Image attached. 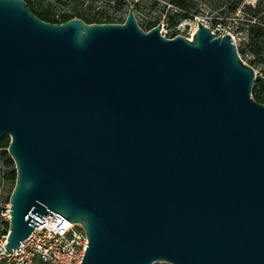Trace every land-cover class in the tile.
Wrapping results in <instances>:
<instances>
[{"label": "water", "instance_id": "water-1", "mask_svg": "<svg viewBox=\"0 0 264 264\" xmlns=\"http://www.w3.org/2000/svg\"><path fill=\"white\" fill-rule=\"evenodd\" d=\"M52 23L0 0V140L17 168L7 248L58 212L80 264H264V104L231 34Z\"/></svg>", "mask_w": 264, "mask_h": 264}, {"label": "rangeland", "instance_id": "rangeland-1", "mask_svg": "<svg viewBox=\"0 0 264 264\" xmlns=\"http://www.w3.org/2000/svg\"><path fill=\"white\" fill-rule=\"evenodd\" d=\"M192 1L195 4L191 9V12L197 11V14L192 19H181L179 23L173 27L168 23V13H174V7L168 3L169 0H140V11L135 13L139 24L145 30L147 28L144 22L146 19L155 21V26L163 21L161 32L167 37H174L176 35H183L186 37L193 36V33L199 25L198 21L209 26L217 36L227 33L231 34L240 57L245 63L254 69V86L258 84V79L264 75V64L263 62H259L264 58V50L260 57H257L251 51L249 46L250 35L242 21V11L237 10L235 13L228 10L220 11V9H222L220 6L224 0ZM245 2L254 5L257 3V0H245ZM35 5L38 8L50 7L57 15L66 10V8H62V6L54 0H36ZM131 8H133L132 5H123L117 0H84V9L90 11L92 15L97 14L99 21H101L99 23H122L125 21ZM108 17L110 19H108ZM214 18L218 19V23L213 22ZM108 20L110 22H108ZM254 59H258L257 64L252 63ZM10 140V136H4L2 138V144H0V223L5 219L2 213L10 203L11 194L14 190L17 176L16 164L9 154L8 146H6L10 143ZM156 264L171 263L159 261Z\"/></svg>", "mask_w": 264, "mask_h": 264}, {"label": "built area", "instance_id": "built-area-1", "mask_svg": "<svg viewBox=\"0 0 264 264\" xmlns=\"http://www.w3.org/2000/svg\"><path fill=\"white\" fill-rule=\"evenodd\" d=\"M193 36L189 39L192 40ZM11 204L2 213L0 223V264H80L88 247V237L80 223L70 222L58 212L47 213L45 220L34 226L31 235L18 249L8 250L7 238L11 221ZM7 223L9 227H7Z\"/></svg>", "mask_w": 264, "mask_h": 264}, {"label": "trees", "instance_id": "trees-1", "mask_svg": "<svg viewBox=\"0 0 264 264\" xmlns=\"http://www.w3.org/2000/svg\"><path fill=\"white\" fill-rule=\"evenodd\" d=\"M30 9L41 19L52 22V23H63L72 18H81L87 23L101 22L97 14L92 15L90 11L84 9V0H54L66 8L65 11L56 14L50 7L47 8H38L35 5L36 0H25ZM121 4L132 5L135 12L140 11V0H117ZM171 6L174 7V13L169 14L168 23L170 26H175L179 23L181 19L193 18L197 13L191 12V9L194 6L192 0H169L168 2ZM220 11L228 10L235 13L237 10H241L243 13V23L245 24L248 33L250 35L249 46L251 51L257 56L260 57L264 50V0H257L256 4L246 3L245 0H224L220 6ZM102 15V14H101ZM108 19H110L108 17ZM108 22H110L108 20ZM145 24L147 26L146 31L150 30L155 26V21L151 19H146ZM214 23H218V19H213ZM142 27V26H141ZM143 28V27H142ZM144 29V28H143ZM145 30V29H144ZM260 60V59H259ZM264 64V58L261 61ZM252 63L257 64L258 59H254ZM252 94L254 99L260 103L264 104V75L258 79V84L253 88ZM2 144V139L0 140ZM9 144L6 145L9 147ZM12 160V159H11ZM17 180V176H16ZM16 185V184H15ZM15 188V187H14ZM7 227L9 224L7 223Z\"/></svg>", "mask_w": 264, "mask_h": 264}, {"label": "bare ground", "instance_id": "bare-ground-1", "mask_svg": "<svg viewBox=\"0 0 264 264\" xmlns=\"http://www.w3.org/2000/svg\"><path fill=\"white\" fill-rule=\"evenodd\" d=\"M163 33V32H162Z\"/></svg>", "mask_w": 264, "mask_h": 264}]
</instances>
